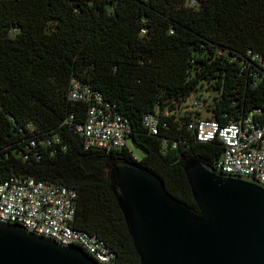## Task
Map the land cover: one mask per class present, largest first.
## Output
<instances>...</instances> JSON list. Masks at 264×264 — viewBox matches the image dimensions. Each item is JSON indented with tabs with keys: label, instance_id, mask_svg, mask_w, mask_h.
<instances>
[{
	"label": "trees",
	"instance_id": "1",
	"mask_svg": "<svg viewBox=\"0 0 264 264\" xmlns=\"http://www.w3.org/2000/svg\"><path fill=\"white\" fill-rule=\"evenodd\" d=\"M189 1L0 0V179L19 174L74 187V226L100 237L114 253L112 264L139 258L105 159L87 171L79 161L102 151L84 149L62 123L70 114L84 118L85 104L67 97L71 76L114 103L143 149L139 160L124 148L112 155L149 169L195 208L181 161L201 155L214 164L220 146L196 140L161 111L201 88L221 123L257 107L264 114V0ZM154 110L158 132L149 134L142 117ZM49 130L63 142L31 156L28 141Z\"/></svg>",
	"mask_w": 264,
	"mask_h": 264
},
{
	"label": "water",
	"instance_id": "2",
	"mask_svg": "<svg viewBox=\"0 0 264 264\" xmlns=\"http://www.w3.org/2000/svg\"><path fill=\"white\" fill-rule=\"evenodd\" d=\"M100 150L79 161L85 171L98 159L108 163L104 173L139 264H264V183L254 176L222 172L192 155L181 162L195 208L149 169ZM0 264L101 263L78 245L0 219Z\"/></svg>",
	"mask_w": 264,
	"mask_h": 264
},
{
	"label": "built area",
	"instance_id": "3",
	"mask_svg": "<svg viewBox=\"0 0 264 264\" xmlns=\"http://www.w3.org/2000/svg\"><path fill=\"white\" fill-rule=\"evenodd\" d=\"M194 4L196 0H190ZM251 59L262 64L257 53ZM71 101L85 104L84 118L75 121L72 114L62 123L80 139L83 148L105 151L126 149L134 160H139L131 148L130 124L117 111L114 103L90 84L71 76L67 91ZM203 92L196 90L183 100L164 108L162 114H174L178 127L190 130L198 141H216L220 155L212 164L222 172L252 175L264 183V114L253 108L245 115L221 123L211 116L209 102ZM204 110L205 115H201ZM158 110L147 112L142 123L147 133L158 132ZM62 136L57 130L39 132L28 141L31 156H40L39 147L60 145ZM163 142H167L163 138ZM23 154V158L27 157ZM77 190L69 185L33 176L12 174L0 179V219L19 223L30 230L52 237L62 245H78L101 264H112L114 253L94 233L74 226Z\"/></svg>",
	"mask_w": 264,
	"mask_h": 264
},
{
	"label": "rangeland",
	"instance_id": "4",
	"mask_svg": "<svg viewBox=\"0 0 264 264\" xmlns=\"http://www.w3.org/2000/svg\"><path fill=\"white\" fill-rule=\"evenodd\" d=\"M199 91L203 92V96L207 97L210 100V96H208V93H206L203 89L199 88ZM206 113L204 112V110H201V115H205ZM129 147L132 150V153L136 156V157H140L143 154V149L136 145L133 141L128 140Z\"/></svg>",
	"mask_w": 264,
	"mask_h": 264
},
{
	"label": "flooded vegetation",
	"instance_id": "5",
	"mask_svg": "<svg viewBox=\"0 0 264 264\" xmlns=\"http://www.w3.org/2000/svg\"><path fill=\"white\" fill-rule=\"evenodd\" d=\"M104 163H105V164H104L105 166H107V165H108V163L106 162V160H105V162H104Z\"/></svg>",
	"mask_w": 264,
	"mask_h": 264
}]
</instances>
